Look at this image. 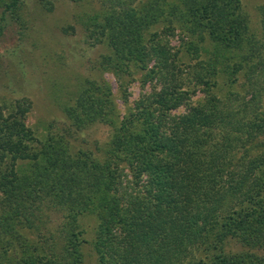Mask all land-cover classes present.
<instances>
[{"label": "trees", "instance_id": "1", "mask_svg": "<svg viewBox=\"0 0 264 264\" xmlns=\"http://www.w3.org/2000/svg\"><path fill=\"white\" fill-rule=\"evenodd\" d=\"M31 1L0 0V36L9 19L22 38ZM99 3L82 18L110 50L97 68L125 100L139 73L151 93L120 115L86 78L40 139L32 101L0 97V264H264V4L259 36L243 0ZM97 124L104 151L77 149Z\"/></svg>", "mask_w": 264, "mask_h": 264}, {"label": "rangeland", "instance_id": "2", "mask_svg": "<svg viewBox=\"0 0 264 264\" xmlns=\"http://www.w3.org/2000/svg\"><path fill=\"white\" fill-rule=\"evenodd\" d=\"M52 1V11L41 8L33 0L29 2L25 13L27 29L22 38L17 24L9 19L7 24L4 23L6 27L0 36V97L11 100L26 97L32 101V109L26 115L25 123L38 139L46 135L51 122L65 121L63 108L72 104L86 78L97 81L103 78L111 85L120 115L139 97L152 90L150 83L143 87L142 74H136L125 100L115 76L97 68L99 60L110 50L104 45L91 47L85 42L82 18L84 14L101 8L99 0H86L82 4L69 0ZM243 3L250 15L253 31L262 35L258 8L264 4V0H243ZM66 29L68 32H65ZM171 41L174 48H181L176 36ZM181 57L182 62L188 61L187 57ZM236 89L241 90V87ZM110 132L109 127L97 124L81 133L74 144L77 149L96 150L97 147H104L103 152ZM84 224L88 233H92L95 220L86 218ZM230 248L237 247L231 244Z\"/></svg>", "mask_w": 264, "mask_h": 264}]
</instances>
